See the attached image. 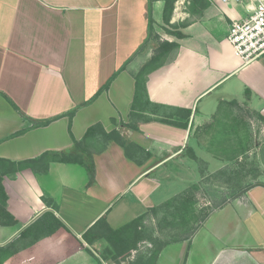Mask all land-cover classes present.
Returning <instances> with one entry per match:
<instances>
[{"label":"crops","instance_id":"obj_1","mask_svg":"<svg viewBox=\"0 0 264 264\" xmlns=\"http://www.w3.org/2000/svg\"><path fill=\"white\" fill-rule=\"evenodd\" d=\"M164 3L0 0V157L18 162L69 151L95 123L149 153L134 150L135 161L109 142L93 155L91 184L76 163L4 172L5 208L16 222L0 225V264H264V180L236 187L235 197L212 199L216 205L205 215L194 203L184 219L163 209L177 195L193 199L217 163L241 161L252 121L264 126V55L243 63L227 40L231 21L251 14L257 0H174L168 23ZM149 17L159 39L178 47L145 73L133 109L135 74L154 53L155 43L146 41ZM221 105L232 108L226 121L236 128L222 145L242 147L235 157L215 150ZM185 109L186 128L157 120H175ZM43 198L55 203L63 226L37 235L47 222L39 218L51 210ZM138 216L141 232L118 261L101 257L105 239L89 244L82 237L100 218L118 229Z\"/></svg>","mask_w":264,"mask_h":264},{"label":"trees","instance_id":"obj_2","mask_svg":"<svg viewBox=\"0 0 264 264\" xmlns=\"http://www.w3.org/2000/svg\"><path fill=\"white\" fill-rule=\"evenodd\" d=\"M173 2L174 0H165L164 8H163V21L166 23L169 22V16L172 11ZM166 31L174 34L177 37L183 35V33L179 31H174L170 29H167ZM146 41L147 42L153 41L155 43L154 53L135 74V99L133 102V109L134 106L136 105L137 99L141 97L142 94H144L145 73L155 68L167 53L178 47V44L176 42L159 39V36L154 31V21L151 17H149L148 34ZM109 83H110V79L99 89L98 92H100L103 89H106ZM12 105L17 110H19V108L16 105H14L13 103ZM190 113H191L190 109H185L184 113L178 116L177 118H175V120H173L172 118H165V119L158 118L157 120L164 123L186 128ZM72 114L73 111L69 112L70 117L72 116ZM57 117L58 116H55L54 118H49L35 122V125H46ZM125 125L133 129L138 128L135 123H128ZM239 133L240 131H237L236 140L240 143L242 137L241 134ZM244 138H245V133H244ZM111 141H114L115 143L120 145L124 149L126 156L135 161H137V158L134 155L135 151H142L144 152V155H149L148 152H145L135 143L131 142L123 135H121L119 130L113 129L111 131H105L100 123H95L90 127H88L85 134L80 140L73 139V148L69 151H45L38 157L25 159L18 162H14L9 159L0 157V175H2L4 172L10 171L12 173L19 169H24V168H31L34 171L46 172L48 170L49 163L51 161H59L64 163H76L82 165L86 169L89 175V184H91L95 178V164L93 160V155L95 153H99L102 150H104L107 144ZM225 141H227V139L221 142L224 143ZM239 148L240 149H238L236 145H233L231 147L222 145L221 152H223L225 155H228L230 157H235V155L237 156V152L242 150V147ZM189 150L191 151V149ZM190 155L191 156L193 155L192 151ZM192 157H194V155ZM252 185H248L247 187ZM236 195H238L237 192L232 194L233 197H235ZM5 201H6V194L0 182V225H13L16 222V220L13 217V215L6 210ZM43 201H45L47 205L51 207V210L46 211L39 218V220L46 219L47 222H44L43 226L37 228L36 231L37 235H42L45 233V231H52L59 226H63V223L53 213V210L55 209L56 205L55 203H53L52 199L43 198ZM192 205H193L192 198L188 193H186V194L177 195L171 200L165 202L164 203L165 207L163 206L164 207L163 209H166V212H168V214L171 215L173 218L179 217L180 219H184L188 217L187 214H189V209L190 206ZM157 209H158L157 207L149 208V210L155 214L158 211ZM143 217L144 216H138L137 218H134L133 220L127 222L118 229L110 228L107 222L105 221V219L100 218L95 222L94 225H92L86 232L83 233L82 237L89 244L94 243V241L98 239H105L108 245L102 249L101 257L105 260L111 259L114 261H118L122 255H124L127 251L130 250L131 239H133L135 236L140 234L141 230L139 229V226H140V221L142 220ZM32 228H33L32 225L29 226L26 230H24L21 233V235L25 236L30 234ZM33 236L38 237L36 235ZM3 250L4 247H0V257L3 254Z\"/></svg>","mask_w":264,"mask_h":264},{"label":"rangeland","instance_id":"obj_3","mask_svg":"<svg viewBox=\"0 0 264 264\" xmlns=\"http://www.w3.org/2000/svg\"><path fill=\"white\" fill-rule=\"evenodd\" d=\"M230 109L232 110L231 107L223 105L217 108L216 114L218 119L213 126V130L216 133V144L219 145L215 147V150L217 149L218 151H221L223 144L221 141L229 139L228 137L232 133L230 132V128H236V126H231L226 121L227 117H229ZM227 128L229 130H223ZM250 133V150L242 157L241 161L243 163L241 161H232L224 167H221V163H217L212 167V170L215 169L214 173H208L210 175L204 176L198 182V191L195 192L192 202L199 210H202V215L207 211L205 209L207 208L206 206L214 207L216 205L211 202L212 199L231 197L235 193L236 187L242 186L245 183L250 185L261 183L264 180V126H258V120L256 118L252 121ZM238 149L240 148L238 147ZM230 192L232 194H229ZM162 214L163 211H161V215L158 218H162L164 216ZM176 230L179 231L180 228H176ZM174 234L178 235L177 233Z\"/></svg>","mask_w":264,"mask_h":264},{"label":"built area","instance_id":"obj_4","mask_svg":"<svg viewBox=\"0 0 264 264\" xmlns=\"http://www.w3.org/2000/svg\"><path fill=\"white\" fill-rule=\"evenodd\" d=\"M227 40L243 63L264 55V0H257L251 14L245 18L231 21Z\"/></svg>","mask_w":264,"mask_h":264}]
</instances>
